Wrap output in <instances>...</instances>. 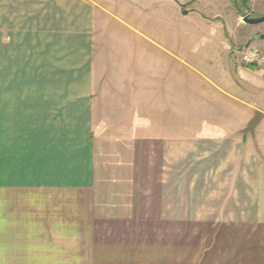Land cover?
I'll return each mask as SVG.
<instances>
[{
    "label": "crops",
    "instance_id": "0c3cea01",
    "mask_svg": "<svg viewBox=\"0 0 264 264\" xmlns=\"http://www.w3.org/2000/svg\"><path fill=\"white\" fill-rule=\"evenodd\" d=\"M133 3L184 14L0 0V264H264V71L213 68L235 124L185 128L179 37Z\"/></svg>",
    "mask_w": 264,
    "mask_h": 264
},
{
    "label": "rangeland",
    "instance_id": "374dc122",
    "mask_svg": "<svg viewBox=\"0 0 264 264\" xmlns=\"http://www.w3.org/2000/svg\"><path fill=\"white\" fill-rule=\"evenodd\" d=\"M183 9V16L172 15L169 17L170 23H167L158 21L154 7L142 8L133 3L131 20L125 22L140 33L179 37L181 48L173 53V59L178 65L182 63L183 67L184 127L214 125L217 129L230 130L229 127L235 124L236 118L228 113L227 105L224 104V100H229L228 96L215 85L212 70H220L222 74L217 71L215 73L220 77L223 75L221 81H232L231 77L224 80V76L228 74H223L224 67H227L226 70L231 69L238 85L239 73L244 68L264 71V65H246L241 53L242 50L251 49L264 54V0H183ZM144 13L150 15L151 19V30L147 32L139 22ZM110 32L111 30L106 31ZM113 32L123 34L126 31L120 28ZM213 39L216 41H210ZM155 40L156 44L167 45L160 42L159 38ZM128 57L130 68L137 69V76L139 68H144L143 71L147 73L145 61L150 56L145 54L142 43L136 42L135 52L131 50ZM157 70L159 69L153 67L151 71ZM152 76L159 74L153 72ZM253 125L254 123L250 127Z\"/></svg>",
    "mask_w": 264,
    "mask_h": 264
},
{
    "label": "built area",
    "instance_id": "2783aa9c",
    "mask_svg": "<svg viewBox=\"0 0 264 264\" xmlns=\"http://www.w3.org/2000/svg\"><path fill=\"white\" fill-rule=\"evenodd\" d=\"M243 61L246 65L255 63L256 65H264V54L256 50L246 49L241 51Z\"/></svg>",
    "mask_w": 264,
    "mask_h": 264
}]
</instances>
